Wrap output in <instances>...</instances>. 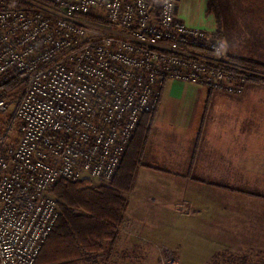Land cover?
I'll use <instances>...</instances> for the list:
<instances>
[{
  "label": "built area",
  "instance_id": "1",
  "mask_svg": "<svg viewBox=\"0 0 264 264\" xmlns=\"http://www.w3.org/2000/svg\"><path fill=\"white\" fill-rule=\"evenodd\" d=\"M43 1L0 0V264H34L59 215L53 183L114 177L167 79L240 94L255 73L177 0Z\"/></svg>",
  "mask_w": 264,
  "mask_h": 264
},
{
  "label": "crops",
  "instance_id": "2",
  "mask_svg": "<svg viewBox=\"0 0 264 264\" xmlns=\"http://www.w3.org/2000/svg\"><path fill=\"white\" fill-rule=\"evenodd\" d=\"M217 1L221 54L264 63V0ZM140 161L106 261L116 259L118 250L141 248L147 255L155 243H166L184 264H194L193 258L212 256L222 244L217 235L214 251L208 250L211 236L204 245L183 243L186 232H220L223 249L231 253L232 239L259 242L256 235L264 231V82L246 83L242 93L228 94L167 79ZM140 238L150 242L143 245Z\"/></svg>",
  "mask_w": 264,
  "mask_h": 264
},
{
  "label": "trees",
  "instance_id": "3",
  "mask_svg": "<svg viewBox=\"0 0 264 264\" xmlns=\"http://www.w3.org/2000/svg\"><path fill=\"white\" fill-rule=\"evenodd\" d=\"M7 5L33 11L23 0H3ZM48 4L43 0H33ZM208 10L216 16L213 33L222 39V20L217 0H207ZM90 20L94 14L87 15ZM230 61L245 65L256 73L251 80L264 79V63L229 56ZM154 112L140 116L137 127L122 155L114 177L107 183L93 184L83 179L76 182L56 181L49 189L56 199L59 215L42 244L34 264H98L109 258L119 237L128 206L126 193L134 189L140 160L146 147ZM99 256L101 259L98 260ZM98 260V261H97Z\"/></svg>",
  "mask_w": 264,
  "mask_h": 264
},
{
  "label": "rangeland",
  "instance_id": "4",
  "mask_svg": "<svg viewBox=\"0 0 264 264\" xmlns=\"http://www.w3.org/2000/svg\"><path fill=\"white\" fill-rule=\"evenodd\" d=\"M25 2L30 3L34 6V9H40L43 11H47L50 7L49 4H43L33 0H23ZM218 3V1H217ZM177 7H178V16L184 20L188 21L189 23L193 24L194 26L202 27L208 31H211L214 26H216V16L212 10H208L207 0H177ZM52 8V7H50ZM219 15L222 20V16ZM225 17V16H224ZM252 60V59H251ZM256 61V60H253ZM258 62V61H257ZM262 63V62H260ZM245 66V65H244ZM247 67V66H245ZM249 68V67H247ZM252 70L251 68H249ZM255 72L254 70H252ZM256 73V72H255ZM259 75L264 76V73ZM264 79H260L257 81H252L251 79L247 83H262ZM10 106V110H11ZM9 112V110H8ZM7 115V114H6ZM93 184L105 183V182H98L96 180H90ZM127 195V194H126ZM187 218V217H186ZM218 237L219 244H224V235L220 232L218 233H184L183 243H190L194 245L205 244L206 238L208 240V250H215L214 245V236ZM261 236V238L257 237ZM256 238L259 242H241L242 238L239 241L232 239L234 242V248L232 253L228 252V250H224L223 245H220V248L214 252L212 256H203L199 258L198 262H194V264H264V231L262 233H258ZM146 245L150 242L146 238H140L139 243ZM145 242V243H143ZM241 244V246H240ZM139 246V244H137ZM152 250H150L149 254L142 255L141 248H128L124 251L118 250L116 254V259L112 260V262H108L104 259H101L98 264H184L176 248L166 244V243H155L152 246ZM204 248L201 249V252ZM107 262V263H106Z\"/></svg>",
  "mask_w": 264,
  "mask_h": 264
}]
</instances>
